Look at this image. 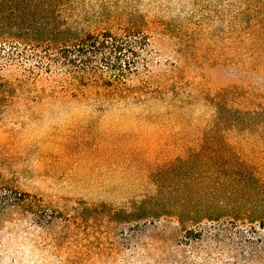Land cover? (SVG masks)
Returning <instances> with one entry per match:
<instances>
[{
	"label": "rangeland",
	"instance_id": "374dc122",
	"mask_svg": "<svg viewBox=\"0 0 264 264\" xmlns=\"http://www.w3.org/2000/svg\"><path fill=\"white\" fill-rule=\"evenodd\" d=\"M248 174L264 0H0V264H264Z\"/></svg>",
	"mask_w": 264,
	"mask_h": 264
},
{
	"label": "trees",
	"instance_id": "16d2710c",
	"mask_svg": "<svg viewBox=\"0 0 264 264\" xmlns=\"http://www.w3.org/2000/svg\"><path fill=\"white\" fill-rule=\"evenodd\" d=\"M108 37L110 36H105V40L98 42L96 37H90V44H94V48L96 49V51H99L101 49H105L106 45L108 44ZM111 38V37H110ZM245 183L247 186H251L253 188H256L257 190H259L260 193H263L264 195V185H261L252 175H247V177L245 178Z\"/></svg>",
	"mask_w": 264,
	"mask_h": 264
}]
</instances>
